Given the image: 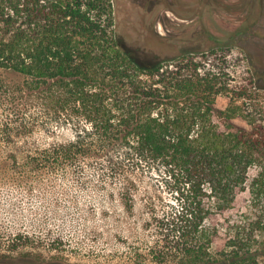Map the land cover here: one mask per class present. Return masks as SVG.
Masks as SVG:
<instances>
[{"label":"trees","instance_id":"obj_1","mask_svg":"<svg viewBox=\"0 0 264 264\" xmlns=\"http://www.w3.org/2000/svg\"><path fill=\"white\" fill-rule=\"evenodd\" d=\"M116 11L112 0H0V170L23 180L96 165L126 184L155 183L157 261L264 264L260 88L232 86L198 54L148 60L119 36ZM39 122L71 135L30 147ZM240 191L249 201L236 212ZM223 231L226 246L212 250ZM14 242L44 244L26 231Z\"/></svg>","mask_w":264,"mask_h":264},{"label":"rangeland","instance_id":"obj_2","mask_svg":"<svg viewBox=\"0 0 264 264\" xmlns=\"http://www.w3.org/2000/svg\"><path fill=\"white\" fill-rule=\"evenodd\" d=\"M112 1L119 36L148 60L178 54H198L204 61L210 57L206 62L228 72L232 86L260 88L253 93L264 100V0ZM162 12L166 18L160 17ZM229 100L230 94H220L217 106L225 108ZM235 121L248 125L242 117ZM38 125L42 123L27 140L30 147L71 135L67 126ZM25 140L18 138L16 146L25 147ZM69 169L67 174L59 169L23 180L0 170V264H174L157 261L150 247L156 235L149 204L155 183L126 184L96 165ZM129 187L132 198L124 196ZM248 201L249 192L240 191L236 212L246 210ZM22 231L44 244L16 249L14 238ZM226 240L223 231L212 250L223 249Z\"/></svg>","mask_w":264,"mask_h":264},{"label":"flooded vegetation","instance_id":"obj_3","mask_svg":"<svg viewBox=\"0 0 264 264\" xmlns=\"http://www.w3.org/2000/svg\"><path fill=\"white\" fill-rule=\"evenodd\" d=\"M141 2H143V3H146V2H148L149 3V1L148 0H140ZM165 7H167L168 8V10H170V11H173L174 12V10L172 9V7L170 6V5H168V6H165ZM167 10V9H166ZM167 10V11H168ZM162 15L160 16V17H164V18H166L165 16H166V12H162L161 13ZM144 17H146V14L144 15ZM179 17L180 18H183V19H186L185 17H182V16H180L179 15ZM185 29V28H184ZM187 30H189V28H186ZM151 31H153V30H151ZM165 38H171V35H167Z\"/></svg>","mask_w":264,"mask_h":264}]
</instances>
